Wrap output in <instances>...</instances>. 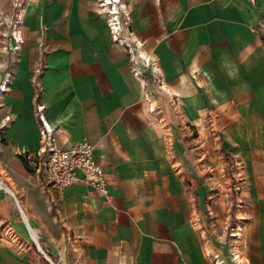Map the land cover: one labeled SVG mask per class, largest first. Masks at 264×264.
I'll list each match as a JSON object with an SVG mask.
<instances>
[{
  "label": "crops",
  "instance_id": "obj_1",
  "mask_svg": "<svg viewBox=\"0 0 264 264\" xmlns=\"http://www.w3.org/2000/svg\"><path fill=\"white\" fill-rule=\"evenodd\" d=\"M131 1L147 87L98 0H27L19 49L0 0V264H44L32 230L59 264H264V0ZM38 68L60 146L94 144L108 194L29 165ZM232 208L236 263L206 239Z\"/></svg>",
  "mask_w": 264,
  "mask_h": 264
},
{
  "label": "built area",
  "instance_id": "obj_2",
  "mask_svg": "<svg viewBox=\"0 0 264 264\" xmlns=\"http://www.w3.org/2000/svg\"><path fill=\"white\" fill-rule=\"evenodd\" d=\"M99 5L105 9V13H109V21L113 22L109 24L113 37L117 43L126 47L129 52V56L132 62L133 73L143 82L147 87L148 74L143 69L144 66H155L150 56L145 54L142 49L144 42L135 35L130 24V16L124 19L122 23L117 20L116 16L112 14L108 0H98ZM120 7H125V4L118 0ZM124 4V5H123ZM19 10L17 9V12ZM17 14L13 22V38L17 41L15 49H19L22 42L21 34V18ZM113 17L114 20L111 19ZM111 19V20H110ZM42 72V68H38L35 71L33 82L40 86L39 75ZM161 90L165 89V81L162 77H154L153 80ZM7 81L5 80L0 86V94L5 91ZM146 97L149 103L150 112L158 117L156 114V106L152 101L149 91L146 89ZM47 105L41 100L40 92L37 93L35 111L39 122V132L41 136L40 149L35 153H29L27 159L29 165L35 170L36 173L41 175L51 187L58 192H63L69 186L79 183L87 186L94 187L104 194H108V180L106 172L103 166L96 160L94 155L95 146L87 140L80 141L74 144L70 148H62L57 138V128L52 126L46 118ZM159 118V117H158ZM6 121L10 123L12 117L7 115ZM164 128V127H163ZM166 129V128H165ZM237 190V189H235ZM242 202V201H241ZM243 204V202H242ZM212 215V213H211ZM8 235H14L12 228L7 227ZM1 233V232H0ZM238 237V231L232 233ZM44 254L47 253L44 249Z\"/></svg>",
  "mask_w": 264,
  "mask_h": 264
},
{
  "label": "rangeland",
  "instance_id": "obj_3",
  "mask_svg": "<svg viewBox=\"0 0 264 264\" xmlns=\"http://www.w3.org/2000/svg\"><path fill=\"white\" fill-rule=\"evenodd\" d=\"M26 1L27 0H7V11L8 12H7V14L4 15L7 18V20L5 21V24L3 26L6 29H8L7 35L5 37V39H7V43H4V39H3L2 40V42H3L2 47L5 46V44H8V42H10L12 40L13 34H12V28L11 27L13 25V22L15 20V17L17 16V14H20V8L24 6ZM121 2L125 4V7L120 8V12L118 13L117 20H114L113 17H111V19L114 20L115 22L120 21L122 23V21L124 19H127L128 15H129L130 16V24L133 26V11L134 10H133L132 1L131 0H121ZM16 8L19 10L18 12H17ZM12 20H13V22H11ZM4 32H5V30H4ZM2 33L3 32H1L0 37H2ZM134 33L137 37H139L135 31H134ZM263 37H264V33H263ZM8 45L10 46V44H8ZM32 83L34 85L36 97H37V93L41 91V85L38 86L33 81H32ZM157 95L162 96V98H165L168 94H166V91L161 90V92H158ZM228 212H227L228 214H227L226 220L218 221V218L214 214L212 215L213 218H211V220H210L211 228H209L207 230L206 239H207L208 243H210V244H211V242H213L211 245L214 246V248L221 250L222 254L227 258V260L235 262L233 250H235L234 247H235V244L237 242V239H236V236H234L232 233L238 231L240 224H238L239 218L235 215L234 209L232 208V210L228 211ZM29 239L31 240L34 249L41 255L42 260L44 261V264H51L52 262L49 261L47 259L46 255H44L39 250V248H41V245H42L43 249L45 251H47V248L43 244V242H41V245H40V241H39V245H38L31 238H29ZM221 244H222V246H221ZM49 255L51 256V259L55 264H59L56 257H54L51 253H49Z\"/></svg>",
  "mask_w": 264,
  "mask_h": 264
},
{
  "label": "bare ground",
  "instance_id": "obj_4",
  "mask_svg": "<svg viewBox=\"0 0 264 264\" xmlns=\"http://www.w3.org/2000/svg\"><path fill=\"white\" fill-rule=\"evenodd\" d=\"M108 2L111 3L110 8H111L112 14L115 17L116 16V13L119 12L120 11V8H121L120 5H119V3H117L118 0H108ZM100 8L103 11V14H106V16L110 17V15H109L108 12L105 13V9H103V7L100 6ZM110 22L111 21H108V25L110 24ZM111 23H113V22H111ZM23 217H24V215H23ZM31 235H32L33 239L36 240V243L39 244V242L37 241L38 240V237L36 235V232L32 230ZM217 262L219 263V259L217 260Z\"/></svg>",
  "mask_w": 264,
  "mask_h": 264
},
{
  "label": "water",
  "instance_id": "obj_5",
  "mask_svg": "<svg viewBox=\"0 0 264 264\" xmlns=\"http://www.w3.org/2000/svg\"><path fill=\"white\" fill-rule=\"evenodd\" d=\"M43 250V249H42ZM46 255H48V253H46ZM47 258L49 259V261H51L52 263L51 264H55L49 257V255L47 256Z\"/></svg>",
  "mask_w": 264,
  "mask_h": 264
}]
</instances>
